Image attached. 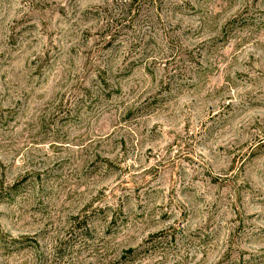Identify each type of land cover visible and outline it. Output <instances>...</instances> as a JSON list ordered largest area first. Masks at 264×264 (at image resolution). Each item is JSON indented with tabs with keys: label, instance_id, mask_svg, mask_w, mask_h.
<instances>
[{
	"label": "rangeland",
	"instance_id": "obj_1",
	"mask_svg": "<svg viewBox=\"0 0 264 264\" xmlns=\"http://www.w3.org/2000/svg\"><path fill=\"white\" fill-rule=\"evenodd\" d=\"M0 264H264V0H0Z\"/></svg>",
	"mask_w": 264,
	"mask_h": 264
},
{
	"label": "trees",
	"instance_id": "obj_2",
	"mask_svg": "<svg viewBox=\"0 0 264 264\" xmlns=\"http://www.w3.org/2000/svg\"><path fill=\"white\" fill-rule=\"evenodd\" d=\"M77 228H79V226H78ZM77 228H76V229H77ZM33 243H34L35 246L37 245L34 241H33Z\"/></svg>",
	"mask_w": 264,
	"mask_h": 264
}]
</instances>
